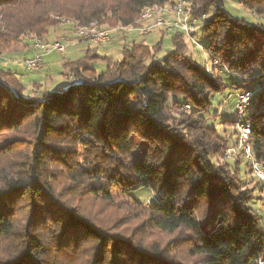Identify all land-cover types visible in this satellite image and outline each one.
I'll use <instances>...</instances> for the list:
<instances>
[{"label":"trees","instance_id":"obj_1","mask_svg":"<svg viewBox=\"0 0 264 264\" xmlns=\"http://www.w3.org/2000/svg\"><path fill=\"white\" fill-rule=\"evenodd\" d=\"M175 1L0 0V56L26 35L42 39L62 19L77 29L137 28L147 7ZM227 1L184 0L212 69L184 53L189 36L177 29H164L173 47L162 58L161 39H130L119 60L100 56L99 43L88 40L95 44L83 57L62 64L71 83L39 95H26L0 66V264H55L60 251L81 245L91 246L86 264H176L159 246L109 234L81 210L83 200L119 194L139 199L154 230L188 232L205 264H264V223L252 208L254 200L264 206V180L253 175L247 184L236 160L214 161L237 146L236 99L249 92V141L264 171V0H235L250 19L235 17ZM100 60L106 66L97 73ZM229 110L233 118L217 128L214 120Z\"/></svg>","mask_w":264,"mask_h":264},{"label":"rangeland","instance_id":"obj_2","mask_svg":"<svg viewBox=\"0 0 264 264\" xmlns=\"http://www.w3.org/2000/svg\"><path fill=\"white\" fill-rule=\"evenodd\" d=\"M178 1V0H176ZM171 6V5H169ZM226 8L230 11L235 17H247L249 12L244 10L240 7L237 1L235 0H228L226 3ZM171 9V8H169ZM174 17L171 14H165ZM264 22V15L258 16ZM165 20L166 18L163 17ZM175 18V17H174ZM257 18V17H254ZM173 19V18H172ZM181 20H184L182 18ZM55 27L49 29L48 34L45 37H42V41L44 42H53L55 40L60 39V34L64 31H68L71 34V39L68 38L67 41L71 43L77 44H84L83 47L81 46H73L71 47L69 44H66V49L64 52H53L48 57L43 58V63L39 71L37 72H28L25 67L23 66V59L31 57L30 52L28 50L32 49L33 51V42L31 35H26L22 40V44H19L15 47H11L8 51L0 56V66L3 68H8L12 73L17 75L20 78V81L25 87L24 93L26 95H39L40 91L45 90H60L68 84L65 81V76H62L63 72V62L67 59H78L84 56V52L86 47L89 45H94L95 43L89 42L84 38L77 37L76 29L73 28L71 25L70 20L64 19L59 21ZM195 25H199V22L194 23ZM164 27H148L144 25V22H140L137 28H130V29H118L114 31L113 34H117L120 38L123 37V34H127L129 37L130 35H134L135 39L139 37V34L150 32L148 35H144L146 43L149 45L155 44L156 41L162 40L161 48L156 53L157 58L164 57L167 53L172 50V42H171V34L165 33ZM163 32V33H162ZM195 34V33H194ZM111 35V34H110ZM197 36V43H193L190 38H185V42L187 43V49L184 51L185 54H190L194 61H196L199 65H205L206 68L212 69V65L210 63L209 55L206 50H204L203 46L206 45V42L203 39H199V33L195 34ZM141 36V35H140ZM110 37V36H109ZM131 38V37H129ZM140 38V37H139ZM55 39V40H53ZM67 39V38H66ZM111 38H108L105 42L99 43L96 45L98 46V54L100 56H110L114 60L121 59V49L123 43L121 40L112 42L109 45H104ZM126 39L125 41H128ZM67 42V43H69ZM35 50V49H34ZM30 53V54H29ZM35 53V51H34ZM43 66H48L47 74L48 77H45V72H41ZM104 61H97L96 64H93L92 67L97 71V73H101L105 69ZM217 69V73H220V70ZM33 83V84H32ZM39 87V88H37ZM233 91V90H231ZM217 100H214V110L217 109ZM233 118V110H229V114L227 116L221 115L214 120L217 128H221V122L224 118ZM209 124H213L212 120H209ZM232 129H228L227 136L230 139V144L232 142L231 137ZM15 134L11 132H6L4 134L5 137H12ZM235 145H231L224 153L222 154V158H218L214 161L218 163L225 162L228 160L230 165L233 164L234 160L237 161L236 164H233L234 168L236 169L238 165L240 167L244 166L245 175L243 179L247 184H253L256 182L255 178L253 177V173L251 172L250 165L246 162V157L244 158L241 154L239 155L240 151L236 148L235 152ZM241 152V151H240ZM243 154V153H242ZM239 162V163H238ZM235 163V162H234ZM237 170V169H236ZM261 187V183H258L256 186L255 194L257 195L259 189ZM148 202L149 199L144 197ZM134 200H139L138 198L134 199L132 197L123 196L121 194L116 195L113 200L110 202H102V201H92V200H83L81 202V210L90 216L93 222L96 225L101 226L112 235H117L120 237H129L132 239L137 245L150 248L152 246H159L160 248L164 249V252L169 260L176 264H205V260L203 256L200 255H193L192 250H190L192 239L188 236V232L185 231H177L175 233H162L158 230H154L150 227L147 222V215L142 211V207L139 206L137 202ZM204 205L200 208V213H204ZM252 208L255 209L260 217L262 222L264 223V206L259 203L258 200H254L252 203ZM80 251L71 254L69 250L60 251L56 255L55 264H86L85 258L87 255L92 253L91 246H82L79 248ZM58 258V259H57ZM258 264H262L259 262Z\"/></svg>","mask_w":264,"mask_h":264},{"label":"bare ground","instance_id":"obj_3","mask_svg":"<svg viewBox=\"0 0 264 264\" xmlns=\"http://www.w3.org/2000/svg\"><path fill=\"white\" fill-rule=\"evenodd\" d=\"M183 6H185L184 0H178V1H175V3L172 4L171 6L147 7L142 12L141 19L144 20V16H147V18L149 19V22H152L153 27L159 26V25H154V24H156L157 21H162L163 25H173V24H175L176 21H183V20H181L182 18H184V20L187 19ZM169 8H171V9L168 11L167 9H169ZM167 13L168 14L172 13L175 18L174 17H173V19L167 18L165 20L163 17ZM62 20H64V19H62ZM102 31H104L106 33V35H108V36L102 37V40H90V41L95 42V43L105 42L109 38L110 34L112 32H114V29L97 28V26L94 23H91L90 25H88L86 27L78 28L76 30V33L81 38L84 37V38L89 39L91 37H94L96 35V33H100ZM186 34L189 36V33H186ZM34 41L44 42L41 39H35ZM34 49H35V53H37V46H34ZM26 59H28V58H26ZM251 95L252 94H250L249 92H243V99H250ZM249 103H250V100L247 101L246 104L243 105V107H242V116H244L242 123H238V122H240V114H239V106H236V114L235 115H237L236 116L237 117L236 129H237V133H238L237 134L238 135L237 141L243 142V143H238L236 148H238L243 153V155L250 161L251 169H252L254 175L256 176V169H257V172L259 174V175H257V177H258V179L263 181L264 180V171L261 168L260 164L255 162L254 155L252 152V147H251V144L249 141V135H250V130H251V121L249 119H247L245 116V111H246ZM249 151H250V153H249Z\"/></svg>","mask_w":264,"mask_h":264},{"label":"built area","instance_id":"obj_4","mask_svg":"<svg viewBox=\"0 0 264 264\" xmlns=\"http://www.w3.org/2000/svg\"><path fill=\"white\" fill-rule=\"evenodd\" d=\"M168 11L170 9H167ZM142 22H149V19L147 18V16H144V21ZM154 25H159L164 27V29L166 30H172V29H177L180 31H183V33H189V38L191 40L195 41V37H193L194 34V25H191V22L188 19H185L183 21H176L175 24L173 25H163L162 21H157L156 24ZM104 36H108L106 35V33L104 31L100 32V33H96V35L94 37H91L89 39L86 40H102V37ZM197 43V42H196ZM33 46H37V53H32L31 57L28 59H23V66L25 67V69L28 72H37L40 70L42 63H43V58L46 55H49L53 52H64L66 49V44H64L63 42H60L58 40H55L53 42H33ZM250 99H243V92H241L240 94L237 95V99H236V105L235 106H239V114H240V122L238 123H242L243 117L242 116V107L243 105L246 104L247 101H249ZM238 143H243L240 141H237ZM235 151H236V146H235ZM249 150V149H248ZM250 153V151H249ZM258 172L256 169V178H257Z\"/></svg>","mask_w":264,"mask_h":264},{"label":"crops","instance_id":"obj_5","mask_svg":"<svg viewBox=\"0 0 264 264\" xmlns=\"http://www.w3.org/2000/svg\"><path fill=\"white\" fill-rule=\"evenodd\" d=\"M144 25L145 26H147V24L146 23H144ZM150 32H144V33H142V34H139V37H137L136 39H135V36L132 34V35H130L129 37H131V38H129L128 36H127V34H123V37L121 38H119L118 36H117V34L115 33V34H113L112 36H111V40L110 41H108L106 44H104V45H109V44H111L112 42H115V41H119V40H121L122 41V43L124 44L126 41V39H135V40H143V39H145L144 38V35H148ZM141 35V36H140ZM60 39L58 40V41H61V42H63V43H66V44H69L71 47H73L74 45L75 46H82L83 47V45L84 44H75V43H71V42H69V41H67L68 40V38H70L71 39V34H69V32L68 31H64L63 33H61L60 34ZM67 38V39H66ZM125 39V40H124ZM53 40H55V39H53ZM146 41V40H145ZM67 42H69V43H67ZM157 42V41H156ZM74 46V47H75ZM28 52H30V53H33V51H32V49H30V50H28ZM29 53V54H30ZM50 55V54H49ZM49 55H46V56H44V57H48ZM75 59H67V61H74ZM48 66H43L42 67V69H41V72H45V77H48L49 76V74H47V71H48V68H47ZM67 72L63 69V72H62V76H64V75H67L66 74ZM65 81L69 84V83H71V80H69V77L68 76H65ZM33 84V83H32ZM68 84H66L65 86H67ZM65 86H63V87H65Z\"/></svg>","mask_w":264,"mask_h":264}]
</instances>
